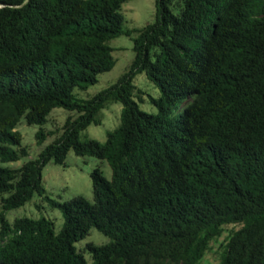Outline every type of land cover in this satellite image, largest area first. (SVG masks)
<instances>
[{
	"label": "trees",
	"instance_id": "1",
	"mask_svg": "<svg viewBox=\"0 0 264 264\" xmlns=\"http://www.w3.org/2000/svg\"><path fill=\"white\" fill-rule=\"evenodd\" d=\"M124 1L0 0V264H197L229 224L214 264H264V0H156L154 20L132 29ZM122 33L128 68L82 96ZM139 72L160 90L148 95L156 112L139 106ZM113 101L105 140L81 138ZM56 106L72 112L45 129ZM21 117L38 143L53 138L8 165L28 155ZM70 149L111 168L91 170L92 199L45 194L43 165ZM34 192L61 210L57 231L44 215L6 217ZM92 227L109 240L77 247Z\"/></svg>",
	"mask_w": 264,
	"mask_h": 264
},
{
	"label": "rangeland",
	"instance_id": "2",
	"mask_svg": "<svg viewBox=\"0 0 264 264\" xmlns=\"http://www.w3.org/2000/svg\"><path fill=\"white\" fill-rule=\"evenodd\" d=\"M121 11L124 15V28L132 29L141 27L147 22L154 20L156 0H126L122 3ZM135 34V32H132L131 36ZM131 36L122 33L110 39L109 43L113 47L112 53L116 58L115 62L109 70L98 74V80L96 82L88 85L85 90H81L80 94L82 96H90L108 86L128 68L133 57V42ZM133 81L137 87L145 92L143 94L144 100L139 101L140 108L147 112H156L157 107L150 102L148 95L158 96L160 94L159 88L146 77L144 72L137 73ZM135 99L137 100V98ZM121 109L122 103L119 101L108 103L101 110V113H99L101 123H90L81 131V138L94 137L100 141H104L107 131L113 129L119 123ZM69 112L72 111H68L60 106L53 107L48 113V120L43 124V127L45 129H55L61 126ZM38 128V124H28L21 117L16 124V129L22 134L21 142L23 145H26L28 155L21 156L15 161L5 162V164L20 165L27 158L35 157L39 150L47 142L52 140L53 135H49L42 143H38L35 136ZM95 166H99L105 176L110 178L111 168L105 159H99L91 155H78L72 149L67 152L64 164L49 160L42 167V183L46 191L45 194L58 200L69 199L77 194L92 199L93 193L90 172ZM5 215L9 220L17 216L27 215L39 217L44 215L53 220L55 231L60 228L63 221L61 210L57 207H51L42 195H39L37 192H34L33 196L24 204L6 210ZM231 227V224L227 225L219 237L210 241L209 248L197 264H214L219 260L228 231ZM108 240V236L95 227H92L88 234L79 241H76L75 244L77 247H81L88 241L105 243ZM85 257L91 260L89 252H85Z\"/></svg>",
	"mask_w": 264,
	"mask_h": 264
}]
</instances>
